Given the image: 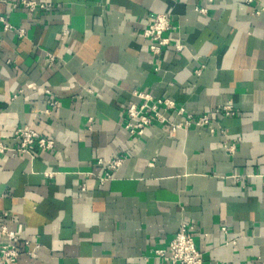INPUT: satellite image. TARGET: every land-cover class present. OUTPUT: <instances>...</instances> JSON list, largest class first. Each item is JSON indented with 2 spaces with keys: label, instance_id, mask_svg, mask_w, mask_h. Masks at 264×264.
I'll return each mask as SVG.
<instances>
[{
  "label": "crops",
  "instance_id": "crops-1",
  "mask_svg": "<svg viewBox=\"0 0 264 264\" xmlns=\"http://www.w3.org/2000/svg\"><path fill=\"white\" fill-rule=\"evenodd\" d=\"M35 1L46 8L0 5L24 29L0 27V140L15 147L29 126L56 141L0 155L14 264H169L155 251L183 224L207 264H264V0ZM164 13L174 40L154 54L143 30ZM137 91L186 112L130 135ZM226 104L234 114L216 113ZM188 113L211 122L173 132ZM120 157L102 183L98 159Z\"/></svg>",
  "mask_w": 264,
  "mask_h": 264
},
{
  "label": "built area",
  "instance_id": "built-area-1",
  "mask_svg": "<svg viewBox=\"0 0 264 264\" xmlns=\"http://www.w3.org/2000/svg\"><path fill=\"white\" fill-rule=\"evenodd\" d=\"M251 2L252 0H246ZM18 2L28 11L33 12L37 8L45 9L46 4L39 3L35 0H18ZM2 0H0V5ZM199 12L204 13L205 9H199ZM0 27L5 31L17 30L20 35L24 34V29L14 27L8 18L1 12L0 9ZM171 29V19L168 13L158 14L154 20L143 30V36L149 41V49L152 53L158 54L163 46L169 45L174 39L166 37L165 33ZM175 45L179 50L180 44L175 41ZM53 61L54 57L51 56ZM200 70L197 71L199 75ZM141 101L139 103H132L126 107L124 111V128L130 135H143L147 129L154 124L165 120V112L168 110H175L178 115H183L185 108H177L176 104L171 99L155 100L151 94L143 91L134 93ZM59 101L51 102V108L42 110V113L50 114L53 108L59 107ZM177 108V109H176ZM216 113L231 115L234 114V108L231 104L220 106L216 109ZM211 122L208 114H203L197 118L193 117L191 113L187 114L185 123L172 124V131L181 128L188 129L192 125L196 127L208 126ZM213 132V129H211ZM14 138L17 141V146H9L0 140V155L12 153L13 155H29L31 157L37 156L41 152H49L56 146V141L52 137L43 136L29 126L18 127L14 132ZM234 150V145L230 146ZM124 163V158H114L108 161L98 159V164L106 165L108 172L105 176L100 178L103 183L112 179L111 171L118 170ZM51 177L54 173H46ZM225 231L226 227H222ZM193 227L183 224L175 234V237L165 249H157L156 255L168 262L169 264H207L203 253L197 247L195 242ZM0 264H14L21 251L17 246V241L20 239L18 232L9 229L6 225L0 228ZM26 246H30L29 241H25ZM35 248H38L36 246Z\"/></svg>",
  "mask_w": 264,
  "mask_h": 264
}]
</instances>
